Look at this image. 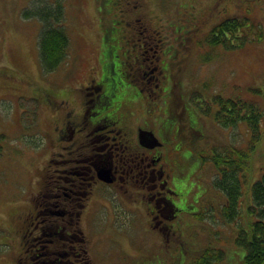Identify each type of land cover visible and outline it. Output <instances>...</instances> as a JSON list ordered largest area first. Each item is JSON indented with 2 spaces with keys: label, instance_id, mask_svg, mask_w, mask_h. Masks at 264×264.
I'll use <instances>...</instances> for the list:
<instances>
[{
  "label": "rangeland",
  "instance_id": "1",
  "mask_svg": "<svg viewBox=\"0 0 264 264\" xmlns=\"http://www.w3.org/2000/svg\"><path fill=\"white\" fill-rule=\"evenodd\" d=\"M63 1V24L69 36L68 60L64 65V70L69 71L68 76L61 68L52 72L42 70L37 49L40 22L34 16L24 17L21 14L28 6L29 0H0V264H12L14 261L13 257L18 251V243L14 240L18 233L14 228L19 225V214L27 211L33 194L37 192V176L44 159L48 155L50 157L53 151V110L40 103H43L44 98L73 99L72 89L79 79L71 84V76L76 75L80 69L82 78L95 63L94 48L91 44L96 46L95 59L99 61V65L104 61V54L107 61L114 60L117 63L119 57L124 54L119 42V29L125 24L123 16L126 14L127 0ZM143 2V11L154 15L155 18L150 20L153 24H158L165 40L164 45L168 46L160 59L166 58L167 54L172 55L166 72L160 69L159 62L156 63L159 68L155 71L156 75L160 78L161 74L163 85L168 86L172 84L171 79H179L178 82H181L186 93L197 88L196 91L206 99L201 100L202 97L197 94L193 97L184 93L182 100L185 110H192L196 115L203 116H197L199 120L194 124L199 130L197 132L188 127V115L182 114L180 100L175 97L172 102V106L177 107L176 115L184 124V144L189 148V159L193 164L196 163V158L193 157L199 144L208 147L214 143L232 142L245 146L251 133L243 122L240 121L236 128H224L216 123L212 116L204 114L203 107L205 104L211 111L216 108L211 98L216 92L225 96L251 99L252 88L264 89V33L262 39L251 38L236 49L226 48L222 44L207 46L201 43V39L206 30L226 16H246L252 24L264 31V0ZM175 27L181 30L184 28L187 33L182 32L184 29L177 31ZM248 31L253 33L251 26ZM61 85L65 87L57 90L56 87ZM159 92L162 94L161 89ZM75 100L77 101L76 97ZM137 111L140 114L142 109L138 108ZM197 161L203 162L204 158L198 155ZM183 163L186 164L184 160ZM196 169L200 170L196 175L191 173L188 181L194 178L198 181V189L194 187L192 192L202 191L201 217L209 216L206 220L200 218L195 224V229L188 227L183 241H187L190 246L189 241L193 240L191 247L197 250L209 243L215 248L222 247L224 259L216 264H239L237 256L233 253L236 249L232 240L233 225L219 218L213 210L219 203H224V197L211 185L212 166L205 164L204 168ZM263 170L264 135L250 154L247 182L242 189L243 202L247 201L246 191H250V185L259 178ZM138 220L120 222L117 226H120L121 230L111 224L110 219L106 224L85 222L87 235H91V231H98L94 239L97 241L94 246L96 259H106L101 256L104 251L111 249L113 253L106 254H111L108 257L117 258L119 252L115 248L116 244L125 253L128 252L130 257L139 250L155 251L158 253L157 257L159 254L166 256L167 262L173 260V263L183 264L180 254L173 256L179 241L175 238L166 241L164 235L154 236L144 228L148 225L145 218L142 216ZM189 221L195 222V219ZM182 246L183 251L187 253L188 263H191L189 260L197 250L190 252L187 245L183 243ZM130 257L124 259L126 264L135 263Z\"/></svg>",
  "mask_w": 264,
  "mask_h": 264
},
{
  "label": "flooded vegetation",
  "instance_id": "2",
  "mask_svg": "<svg viewBox=\"0 0 264 264\" xmlns=\"http://www.w3.org/2000/svg\"><path fill=\"white\" fill-rule=\"evenodd\" d=\"M154 46L144 42L143 52L148 55ZM150 54L149 71L141 75L156 88L160 78ZM82 74L72 100L40 103L53 110V151L37 180L38 203L22 214L26 223L17 231L20 245L12 264H126L127 254L116 244L117 258L108 257L111 249L102 254L106 259H96L98 231L87 235L85 222L110 219L121 230L120 222L143 216L150 233L182 243L185 220L200 218V193L192 192L178 167L177 126L160 131L150 117L140 119L134 109L140 99L121 89L119 77L102 64ZM152 256L139 250L133 264H150Z\"/></svg>",
  "mask_w": 264,
  "mask_h": 264
},
{
  "label": "trees",
  "instance_id": "3",
  "mask_svg": "<svg viewBox=\"0 0 264 264\" xmlns=\"http://www.w3.org/2000/svg\"><path fill=\"white\" fill-rule=\"evenodd\" d=\"M143 4V0H127L126 14L123 16L125 24L119 29V42L124 50L123 56L119 57V65L117 61H107L105 54L104 61L101 63L104 66V71H109L119 77V87L124 89L129 96L134 95L140 100L148 99V101H150L149 96H153L154 102L158 106V112L150 117V120L155 123L153 127L156 130H173L172 126L174 128L177 126L175 148L181 153L176 155L180 156V158L178 157V167L183 173V179L189 186L192 185L194 188L199 185L198 181L191 179L189 182L188 179L196 166L189 159L190 151L188 152V148L184 144L186 133L183 131L184 124L182 119H179L176 115L177 107L172 106L174 98L177 97L180 100V109L182 114L188 115V127L192 131H199L194 124L199 120H197V116L200 118L203 116L196 115L192 110L184 109L182 100L186 92L183 85L180 84L181 82H178L179 79H171L172 84L168 86L167 84L163 85V80L160 78L159 85L156 88L151 84L148 87L143 79L142 72L149 71V68L145 67V64L149 63L147 62L148 55L143 52L144 49L142 48L144 42L152 41L155 43V50L152 51L151 49L150 53L152 54L148 53L150 54V61L155 66L159 62L164 72L168 70L172 57V55L167 54L166 58L160 59L161 54L166 52L165 49L168 46L164 45L165 40L158 24L155 25L152 22L155 18L154 15L148 11L141 10ZM21 14L24 17L34 16L40 22L37 49L42 70L44 72H52L61 68L68 60L69 45V36L63 24L65 17L64 1L29 0L28 6L22 10ZM250 26L253 29L252 34L248 31ZM175 29L182 31L184 28L181 30V28L175 27ZM182 32L187 33L185 29ZM263 33L262 28L252 24L246 16H226L215 22L203 33L201 43L207 46L222 44L226 48L236 49L251 38L252 40H255L256 37L261 39ZM253 34L254 36H252ZM107 65H111V67L107 68ZM156 69L159 70L158 67ZM117 71H119L118 74ZM165 78L167 77L165 76ZM156 82L158 83V81ZM151 87L153 91L152 89L148 91L147 89ZM160 89L161 95L159 93ZM252 91L251 99L239 96H225L219 93L212 94L211 98L216 108L212 112L205 104L203 107L204 114L212 116L214 121L220 126H236L240 121L243 122L251 133L246 145L219 142L205 147L199 144L193 157L202 156L204 158L203 162L211 164L214 170L212 184L225 198L224 203L220 204L218 209L223 219L233 225L234 236L232 240L236 248L233 253L237 256L239 264H264V170L259 178L250 185V191L246 192L247 201H242V188L247 182L250 154L264 135V89L254 87ZM192 95L197 96L194 92ZM169 107L171 111H169ZM201 134L202 132H200V136ZM183 160L186 164L183 163ZM37 203L38 197L35 194L27 210L31 208V205H36ZM19 217L17 231H21L26 223V219L24 216L22 217V214ZM203 218L206 220L205 216L201 220ZM190 219L193 218L185 220L186 231L188 227L195 228L196 223L190 222ZM195 221L197 220L195 219ZM183 243L187 245V249L190 252L197 250L194 249L195 247H191L194 243L193 240L189 241L190 246H188L187 241H183ZM206 245L191 256L189 260L192 261L191 263H188L187 254L182 249L180 255L183 258V264H216L224 259L225 254L222 247L218 246L215 248L211 243ZM155 254L157 253H153L152 257L154 258H152V262H149L150 264H176V262L173 263V260L167 262L166 256L159 254L156 257Z\"/></svg>",
  "mask_w": 264,
  "mask_h": 264
}]
</instances>
